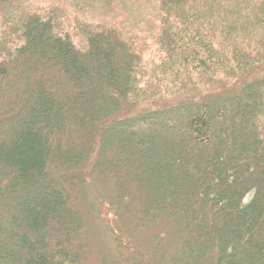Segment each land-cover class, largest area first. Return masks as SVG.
Listing matches in <instances>:
<instances>
[{"label": "trees", "instance_id": "obj_1", "mask_svg": "<svg viewBox=\"0 0 264 264\" xmlns=\"http://www.w3.org/2000/svg\"><path fill=\"white\" fill-rule=\"evenodd\" d=\"M261 109L264 0H0V264H264Z\"/></svg>", "mask_w": 264, "mask_h": 264}, {"label": "rangeland", "instance_id": "obj_2", "mask_svg": "<svg viewBox=\"0 0 264 264\" xmlns=\"http://www.w3.org/2000/svg\"><path fill=\"white\" fill-rule=\"evenodd\" d=\"M48 1H50V2H54V1H57V0H45V3H47ZM104 5V4H103ZM103 5L101 6L102 8H100L101 10H99L100 12H103L104 11V7H103ZM107 7H109V8H113L114 6L113 5H111V4H108L107 5ZM259 90H260V93L262 92V89L261 88H259ZM262 110V109H261ZM262 111H264V110H262ZM260 113H262V112H260ZM124 118L123 117H121V118H119L117 121H118V123H121V121L123 120ZM144 119H140V122L141 121H143ZM124 121V120H123ZM139 122V121H138ZM117 123V124H118ZM122 124H123V122H122ZM262 127H263V125H262ZM250 195L251 194H248V196H247V198H249L250 197Z\"/></svg>", "mask_w": 264, "mask_h": 264}]
</instances>
